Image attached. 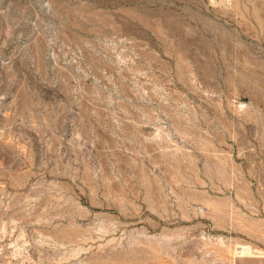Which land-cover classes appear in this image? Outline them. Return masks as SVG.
<instances>
[{
	"label": "rangeland",
	"instance_id": "obj_1",
	"mask_svg": "<svg viewBox=\"0 0 264 264\" xmlns=\"http://www.w3.org/2000/svg\"><path fill=\"white\" fill-rule=\"evenodd\" d=\"M0 264H264V0H0Z\"/></svg>",
	"mask_w": 264,
	"mask_h": 264
}]
</instances>
